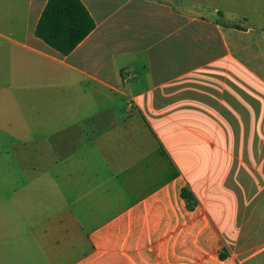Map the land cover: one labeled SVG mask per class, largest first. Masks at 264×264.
I'll return each mask as SVG.
<instances>
[{
  "label": "crops",
  "instance_id": "obj_1",
  "mask_svg": "<svg viewBox=\"0 0 264 264\" xmlns=\"http://www.w3.org/2000/svg\"><path fill=\"white\" fill-rule=\"evenodd\" d=\"M46 2L0 0L1 105L42 79L18 91L51 127L0 185V264H264V0H80L67 55L34 36Z\"/></svg>",
  "mask_w": 264,
  "mask_h": 264
},
{
  "label": "rangeland",
  "instance_id": "obj_2",
  "mask_svg": "<svg viewBox=\"0 0 264 264\" xmlns=\"http://www.w3.org/2000/svg\"><path fill=\"white\" fill-rule=\"evenodd\" d=\"M196 1V0H195ZM205 5L215 6L226 2L230 11L237 15L252 16L249 11L255 5V0H198ZM23 80V81H20ZM25 80V81H24ZM28 80L40 82L42 79H10L11 90L7 92L8 100L1 105L0 100V185L7 188L10 196L9 202L16 200V190L26 189L27 175L20 173V167H33L36 164V156L39 150L46 153L41 159L42 165L49 164V143L40 142L37 139L48 136L51 127L36 125L35 121L47 119L49 109L44 106L40 97L42 93L23 94L18 87L26 86ZM4 84V83H3ZM0 79V87H2ZM4 89V85H3ZM1 95V94H0ZM1 97V96H0ZM23 162V163H22ZM0 189V205L4 199Z\"/></svg>",
  "mask_w": 264,
  "mask_h": 264
},
{
  "label": "trees",
  "instance_id": "obj_3",
  "mask_svg": "<svg viewBox=\"0 0 264 264\" xmlns=\"http://www.w3.org/2000/svg\"><path fill=\"white\" fill-rule=\"evenodd\" d=\"M94 28V23L80 0H47L34 36L61 55L70 53ZM182 198L188 207L192 194L184 189Z\"/></svg>",
  "mask_w": 264,
  "mask_h": 264
}]
</instances>
